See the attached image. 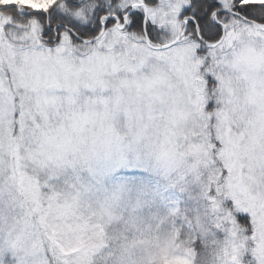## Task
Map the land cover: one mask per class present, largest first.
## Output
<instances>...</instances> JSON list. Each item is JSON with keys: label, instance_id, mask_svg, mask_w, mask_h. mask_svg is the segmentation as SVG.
Segmentation results:
<instances>
[{"label": "snow or ice", "instance_id": "6c2138e0", "mask_svg": "<svg viewBox=\"0 0 264 264\" xmlns=\"http://www.w3.org/2000/svg\"><path fill=\"white\" fill-rule=\"evenodd\" d=\"M0 264H264V0H0Z\"/></svg>", "mask_w": 264, "mask_h": 264}, {"label": "rangeland", "instance_id": "374dc122", "mask_svg": "<svg viewBox=\"0 0 264 264\" xmlns=\"http://www.w3.org/2000/svg\"><path fill=\"white\" fill-rule=\"evenodd\" d=\"M65 179L72 180L74 177H66L61 178V183ZM119 180H135L138 182H143L144 184H150L151 186L155 187L157 185H162V181L155 177L153 174L144 172L142 170H137L135 175L130 173L127 170H121L115 173L112 177H108L104 180L103 186L100 188V197H103L105 188H110L114 183H116ZM195 193L191 192H181L179 189H168V200L170 202L172 201H179L181 206H188L191 204L192 196H194ZM161 211H165L164 208H161Z\"/></svg>", "mask_w": 264, "mask_h": 264}]
</instances>
